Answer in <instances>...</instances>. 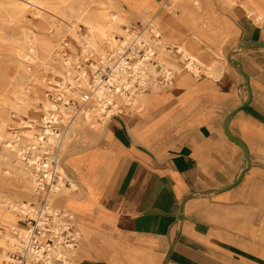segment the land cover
Listing matches in <instances>:
<instances>
[{
    "label": "crops",
    "instance_id": "0c3cea01",
    "mask_svg": "<svg viewBox=\"0 0 264 264\" xmlns=\"http://www.w3.org/2000/svg\"><path fill=\"white\" fill-rule=\"evenodd\" d=\"M154 1L123 6L137 14L159 9ZM172 6L156 54L180 74L68 151L72 264H264V46L253 44L264 43V0ZM242 105L228 129L250 165L225 130Z\"/></svg>",
    "mask_w": 264,
    "mask_h": 264
},
{
    "label": "rangeland",
    "instance_id": "374dc122",
    "mask_svg": "<svg viewBox=\"0 0 264 264\" xmlns=\"http://www.w3.org/2000/svg\"><path fill=\"white\" fill-rule=\"evenodd\" d=\"M125 2L0 0V264L6 263L4 256L7 255L12 261L10 238H17L13 228L27 229L30 219L34 218L29 209L25 214L17 209L24 204L30 208H46L48 205L49 185L44 190L33 177L37 175L43 179L48 169L38 166L51 158V170L56 159L62 157L55 140L52 143L47 138L46 143L37 142L36 130L51 129L61 136L69 132L68 151H72L94 143L107 122L132 108L134 103L127 89L128 97H124L123 92L116 93V110L110 105L108 110H112L111 113L98 111V84L93 69L102 73V81H108L110 77L118 76L119 63L123 58L127 59L128 81L137 76L133 86L143 90L135 67L138 61H145L143 63L147 66L151 63L155 66V73L144 94L160 88L158 84L164 80V68L159 60H150L147 56L142 59L137 52H131L130 58L126 56V46L134 50L140 37L145 41L146 54L150 47H154L158 54L160 42L156 35L153 40L151 34L155 33L156 15L159 9L174 14L177 7L171 6L172 2L167 0L170 8L162 7V1L159 9L148 10L146 7L135 14L132 8L124 9ZM114 12L123 16V22L113 20L111 14ZM127 30H132V36L123 45L121 42L126 39ZM145 65L138 64L139 70L142 71ZM74 85L88 91V98L73 95ZM65 98H69L71 104H65ZM86 111L90 112V117ZM56 113L60 115L59 123L53 121ZM23 121H28L29 126L23 125ZM68 151L64 153L63 162L67 161ZM52 208L71 210L67 192Z\"/></svg>",
    "mask_w": 264,
    "mask_h": 264
},
{
    "label": "bare ground",
    "instance_id": "6f19581e",
    "mask_svg": "<svg viewBox=\"0 0 264 264\" xmlns=\"http://www.w3.org/2000/svg\"><path fill=\"white\" fill-rule=\"evenodd\" d=\"M163 3H162V7H169L168 3H167V0H162ZM173 0H170V2H172ZM16 2V1H15ZM30 2V1H28ZM157 5H159V2L158 1H154ZM18 3V1H17ZM172 4V3H171ZM21 5V3H20ZM27 6V5H26ZM172 6V5H171ZM15 8H18V7H15ZM20 9V8H19ZM18 9V10H19ZM22 9V8H21ZM14 11V10H13ZM21 11V10H20ZM23 12V11H22ZM160 12H162L160 14ZM24 14V13H22ZM160 14V15H159ZM169 14L168 11H159L158 14L156 15V19L154 20V31H155V35L157 36L158 40L160 43H163L165 40H167L164 36H163V30H164V25L162 23V19H169L170 16L167 15ZM111 17L113 18V20H116L118 22H123V16L114 12L111 14ZM169 17V18H168ZM96 20V19H95ZM101 20V19H100ZM148 20V19H147ZM108 22V21H106ZM148 22V21H147ZM151 23V22H150ZM90 27V26H88ZM151 27V26H149ZM72 28V27H71ZM108 29V28H107ZM92 30V28H91ZM76 32V31H75ZM126 32V31H125ZM132 30H127V33H126V39L123 40L121 43L124 45L126 41H128V39L132 36L131 33ZM30 37V36H29ZM90 38V37H88ZM104 39V38H103ZM34 40V39H33ZM90 40V39H89ZM106 40V38H105ZM170 40V39H169ZM168 40V41H169ZM182 40V39H181ZM112 41V40H111ZM31 42V41H30ZM34 42V41H33ZM114 42V41H113ZM180 42V41H179ZM182 42V41H181ZM121 43H118V45H121ZM116 44V43H115ZM138 44V45H137ZM91 45H94V44H91ZM90 45V46H91ZM145 45V41H143L140 37H138L137 39V43L135 45V49H138V48H142L143 46ZM160 45V44H159ZM158 45V46H159ZM89 46V47H90ZM96 46V45H95ZM146 46V45H145ZM164 46L166 48H168L170 46V44H168L167 42L164 44ZM97 47V46H96ZM85 48V47H84ZM93 49V48H91ZM90 49V50H91ZM180 52H183L184 53V56L185 58L187 59V68L195 73H199V63H198V59L193 55L191 54L187 49H185L183 46H180L179 49H178ZM157 51L154 47H150L147 51V54L146 56L148 57V59H158L157 57ZM26 55V54H25ZM57 55V54H56ZM28 58V57H27ZM147 59V58H146ZM139 62V63H138ZM137 62V65L135 67V71H136V74L138 76L141 77V84L142 86H144V89L147 88V84L149 83V80L150 78L154 75L155 73V66L153 64H149L148 66L145 65L143 62L145 61H138ZM160 62V60H159ZM138 64H143L145 65L144 69L142 71L139 70V66ZM94 67V66H93ZM128 68H129V62L127 61V59H122V61L119 63V70H118V76H112L110 77V79L108 81H102V73H98V70L96 69H93V71L95 72L96 76H95V79L96 80V84H98V91L96 92L97 95H98V111H100L101 113H104L105 111L108 110L109 106L110 105H113L114 106V110L117 109V99H116V93H120V92H123V96L124 97H128V95L131 97L132 101L134 104H139L141 102V99L143 98L144 96V89L143 90H140V88H137L135 89V87L133 86V83L135 82V80H137V76L132 80V81H128V75H127V71H128ZM163 70H162V73L164 75V77L166 79H170V78H175L176 77V74L179 73L180 74V71H174L173 68H170L166 65L163 64ZM134 69V68H133ZM100 70V69H99ZM67 72V71H66ZM133 72V71H132ZM86 73V72H85ZM135 74V73H134ZM87 75V74H86ZM81 77V76H80ZM94 77V76H93ZM87 78V77H86ZM85 81V80H84ZM73 89H72V94L75 95L76 97H84V98H88L89 96V93L88 91H82V89L80 88V86H72ZM114 87V89L112 88ZM134 87V88H133ZM71 89V88H70ZM129 91L128 95H126V91ZM138 90H140L139 92H137ZM96 91V90H95ZM70 92V91H69ZM23 96V95H22ZM91 97V96H90ZM131 102V101H130ZM49 103V102H48ZM50 104V103H49ZM65 104H71V101L69 100V98H65ZM133 104V105H134ZM57 106V105H56ZM64 106V105H63ZM67 107V106H66ZM71 107V106H70ZM57 110V109H56ZM65 110V109H64ZM109 111V110H108ZM110 113L112 112L109 111ZM51 115V114H50ZM86 115L88 117H90V112L89 111H86ZM50 117V116H49ZM59 118H60V115L59 114H55L54 117H53V121L54 122H57L59 123ZM51 120V119H50ZM52 122V121H50ZM23 125L25 126H29V122L28 121H23L22 122ZM32 125V124H31ZM30 125V126H31ZM45 129V128H44ZM37 134H38V138L36 139L37 142H48V139L50 140V142H58V145L61 149V152H62V157L60 158H57L56 159V164L54 165V168L50 170V164H51V158L48 160V162H44L43 164L44 165H40L38 167H41V168H46L48 169L47 171V174H45L44 178L41 179L39 178L37 175H33L34 177V180L36 182V184L39 186H41L44 190L48 187L46 186L47 184L49 185L48 187V190L49 192H51L50 194V198H49V201H48V205H46V208H52V206L54 205V203L61 197H63L65 195V192H67V194H69V192L71 191V189H75L76 188V184L73 182V180L69 177L70 175L67 173V170H66V164L65 162H63V156H64V153L68 151V137H69V132H67L66 134H64V136H61V135H57V133L55 132H52L51 129H48L46 131H40V130H36ZM57 145V146H58ZM54 148V147H53ZM60 152V151H59ZM65 157V156H64ZM40 158V157H39ZM31 163V162H30ZM39 169V168H38ZM43 176V175H42ZM55 179V181L53 180ZM71 186V188L69 189L68 188V184ZM35 184V183H34ZM38 190V188H37ZM48 192V193H49ZM10 205V204H9ZM11 208V207H10ZM13 208V206H12ZM11 208V209H12ZM29 209V211L32 213L33 216H36V213L38 211V208H30L28 206H26L25 204L22 206V208H18L17 210H19L21 213L25 214L27 212V210ZM56 209V208H55ZM72 212V211H71ZM73 213V212H72ZM4 214V213H2ZM74 214V213H73ZM19 229V232L21 234L22 237H25L28 235V231L27 229H23V228H18ZM1 232V231H0ZM13 241H14V237L11 236L10 238V249H12V244H13ZM52 249V248H51ZM76 250H71V249H65L64 250V253L61 254V256L65 259L66 261V264H72V258H73V255L75 253ZM3 252H6V251H3ZM36 253H40V252H36ZM52 253H56V251H53L50 250L48 255H51ZM58 253V252H57ZM5 255V254H4ZM41 256V255H39ZM6 258V263L5 264H11L10 262V258L9 256L7 255L4 256ZM42 257V256H41Z\"/></svg>",
    "mask_w": 264,
    "mask_h": 264
},
{
    "label": "built area",
    "instance_id": "2783aa9c",
    "mask_svg": "<svg viewBox=\"0 0 264 264\" xmlns=\"http://www.w3.org/2000/svg\"><path fill=\"white\" fill-rule=\"evenodd\" d=\"M151 34H153L152 39L155 40V33L151 32ZM126 47H128L125 48L126 56L131 58L129 54L137 52L140 58H145V47L134 50L129 45ZM163 78L158 86L169 87L174 79H166L164 76ZM27 227L28 235L25 237L21 236L17 227L13 228L17 238H14L12 244V264H66L61 254L65 249L76 250L80 241L76 216L66 209L38 208L36 216L30 219ZM51 248L56 253L48 255Z\"/></svg>",
    "mask_w": 264,
    "mask_h": 264
},
{
    "label": "water",
    "instance_id": "95a60500",
    "mask_svg": "<svg viewBox=\"0 0 264 264\" xmlns=\"http://www.w3.org/2000/svg\"><path fill=\"white\" fill-rule=\"evenodd\" d=\"M253 44H257V45H262L264 46V43H260V42H256V43H253ZM251 45V44H249ZM249 45H246V46H249ZM230 60L234 63L235 66L239 67L241 73L246 77V79H248V75L243 71V69L240 68V65H239V62L237 60H234L233 58H230ZM245 105H242V106H239L237 109L233 110L228 116H227V119H226V123H225V130H226V133L228 134V136L233 140L235 141L237 144H239L240 146L243 147V149L245 150V153H246V158H247V161H248V164L250 165V156H249V152H248V149L246 147V145L239 139L235 138L234 136H232V134L230 133L229 129H228V122L230 120V118L232 117V115H234L235 112H237L238 110L242 109ZM230 187V186H229ZM183 211V210H182ZM183 218V214L180 215V219Z\"/></svg>",
    "mask_w": 264,
    "mask_h": 264
}]
</instances>
